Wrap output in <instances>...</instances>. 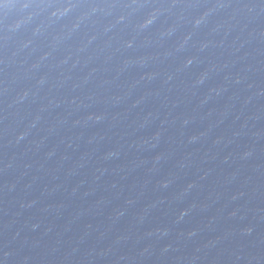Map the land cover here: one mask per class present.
<instances>
[{"label": "water", "instance_id": "1", "mask_svg": "<svg viewBox=\"0 0 264 264\" xmlns=\"http://www.w3.org/2000/svg\"><path fill=\"white\" fill-rule=\"evenodd\" d=\"M0 264H264V0H0Z\"/></svg>", "mask_w": 264, "mask_h": 264}]
</instances>
